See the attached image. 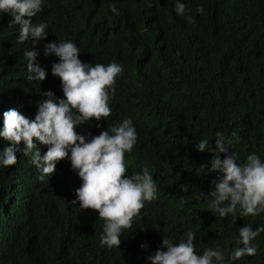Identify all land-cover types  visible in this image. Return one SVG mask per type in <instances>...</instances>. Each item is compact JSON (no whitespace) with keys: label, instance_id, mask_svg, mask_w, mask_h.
<instances>
[{"label":"trees","instance_id":"obj_1","mask_svg":"<svg viewBox=\"0 0 264 264\" xmlns=\"http://www.w3.org/2000/svg\"><path fill=\"white\" fill-rule=\"evenodd\" d=\"M175 3L43 0L32 18L33 24L48 25L37 59L48 57L45 44L70 41L86 64L123 67L115 95L109 90L111 115L91 119L90 128L77 126V133L90 140L131 119L137 141L125 153L126 175L147 167L157 192L144 202L131 228L122 229L120 247H102L105 221L95 210L72 203L82 180L70 159L59 161L55 174L40 181L30 156L19 151L14 166L0 164V264H151L148 257L164 237L178 244L189 230L196 236L197 255L217 248L224 253L225 260L213 258V264H264V232L251 241L254 256L231 258L243 247L238 229L264 227V213L240 217L238 209L235 219L220 217L200 196L210 192L219 173L197 176L183 167L185 158L193 166L211 167L212 154L198 151L197 144L207 139L215 147L218 131L233 141L228 147L238 162L253 153L264 162V0H180L184 15L176 13ZM11 20L9 13L0 17V108L14 81L19 84L12 90L19 87L22 98L13 104L34 119L42 93L65 98L60 78L52 75L59 57L42 60L47 78L28 84L27 64L19 62L25 49L18 43L20 25L10 27ZM6 143L0 138V151ZM34 143L42 155L47 152L49 146ZM19 147H25L23 142Z\"/></svg>","mask_w":264,"mask_h":264},{"label":"clouds","instance_id":"obj_2","mask_svg":"<svg viewBox=\"0 0 264 264\" xmlns=\"http://www.w3.org/2000/svg\"><path fill=\"white\" fill-rule=\"evenodd\" d=\"M42 4L43 0H0V17L9 13L12 16L10 27L20 25L18 43H23L25 49L19 62L27 64L28 84L47 78V71L40 66L42 60L59 57V62L52 65V75L60 78L65 98L56 97L50 90L42 93L44 99L38 102L37 114L34 119H29L16 109L17 104H13L22 96L17 91L19 87L12 90L19 84L12 81L13 86L6 93L7 102L0 108V138L7 142L0 151V164L14 166L16 153L22 151L24 156H30V162L40 171L38 180L44 181L55 174L59 161L69 158L72 169L82 180V185L75 190L77 200L72 203L78 201L81 209L95 210L105 221L99 237L102 247H120L122 229L131 228L144 202L155 198L156 183L147 167L131 177L126 175L125 153L131 152L137 141L131 119L125 118L90 140L77 133L76 128L84 123L90 128L88 121L91 119L100 121L111 115L109 90L114 96L116 77L123 72V67L116 62L86 64L79 59L80 49L70 41L45 44L44 54L48 57L37 59V45L48 34L46 23L32 22V18L42 10ZM111 10L117 13L114 4ZM185 10V4L176 0V13L184 15ZM196 11L202 14L204 9L199 7ZM186 19L193 22L191 16ZM97 127L102 125L97 124ZM34 140L49 146L45 154H41ZM22 142L25 145L23 149L19 147ZM232 142L219 131L215 147L207 139L200 140L197 150L212 154L211 167L207 163L193 166L185 158L184 170L205 177L209 172L219 173L211 181L210 192L200 193V196L209 199V208L220 217L231 214L235 219L238 209L240 217L257 216L264 213V162L255 153L250 154L245 163L238 162L237 154L228 147ZM221 154H224L223 159ZM238 231L239 243L243 247L234 250L232 260L254 256L256 248L251 241L264 232V227L253 230L247 225ZM73 232L77 235L80 230L75 228ZM185 235L186 239H180L178 244L164 237L160 249L148 257L151 264H213V258L225 260L224 253L218 248L206 249L203 255H197L195 233L189 230Z\"/></svg>","mask_w":264,"mask_h":264}]
</instances>
